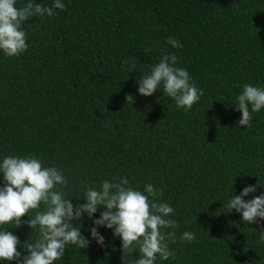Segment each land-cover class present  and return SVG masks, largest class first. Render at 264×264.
<instances>
[{"label":"trees","instance_id":"obj_1","mask_svg":"<svg viewBox=\"0 0 264 264\" xmlns=\"http://www.w3.org/2000/svg\"><path fill=\"white\" fill-rule=\"evenodd\" d=\"M31 2L50 7L54 0ZM61 3L54 16L21 24L28 47L19 56L0 51V161L35 157L56 167L67 184L55 190L74 206L103 181L126 177V187L142 193L152 184L163 193L156 202L174 210L165 218L178 225L175 242L168 240L174 257L157 254L155 264H264V220L248 223L227 209L246 186L256 190L244 201L264 194V108L243 127L234 105L244 84L264 88V0ZM169 37L182 47L173 48ZM173 54V67L186 69L203 90L188 111L162 85L151 96L137 91L139 80ZM103 211L71 221L88 246L66 245L54 264H135L138 248L122 251L114 229L97 226L102 245L91 237ZM28 219L0 225L18 237L21 256V245L39 238ZM186 231L196 239L181 241Z\"/></svg>","mask_w":264,"mask_h":264},{"label":"clouds","instance_id":"obj_2","mask_svg":"<svg viewBox=\"0 0 264 264\" xmlns=\"http://www.w3.org/2000/svg\"><path fill=\"white\" fill-rule=\"evenodd\" d=\"M16 2L0 0V51L8 57L19 56L28 47L26 33L21 30L23 22L36 16H54L56 9L65 8L61 0H54L50 7L30 0L17 8ZM166 42L173 48L182 47L172 37ZM176 62L175 54L163 56L151 68L150 74L139 80L137 91L141 96H151L162 85L163 92L175 101V106L188 111L203 95V90L189 82L190 76L186 69L173 67ZM129 98L132 100L131 96L126 99ZM234 105L241 113L238 124L250 126L252 113L264 108V88L244 84ZM0 174L4 182V186L0 187V225L15 221L19 227L25 223L21 217L27 214V226L39 234L35 242L25 241L21 245L27 253L21 256L17 250L20 244L18 237L7 230L0 231V260H22V264H54L64 255L66 245L87 247L89 241L81 235L80 227H74L71 221L82 220L84 213L91 218L100 207L105 211L100 213L90 228V235L98 244H103L104 237L98 233L97 226H104L114 229V237H120L122 251L132 253L138 248L140 258L135 264H155L157 254L162 260L174 257V252L169 250L168 240L175 242L174 230L178 225L165 218L174 210L166 203L156 202L163 193L152 184L145 185L142 193L126 187L129 183L126 177L119 182L103 181L98 189L87 187L84 203L74 206L61 191L55 190L57 186L67 184L63 173L54 166L42 167L41 161L35 157L8 156L0 161ZM255 190V186H246L240 195H232L227 203L228 212L235 209L242 221L248 223L256 222V218L264 220V194L249 201L242 199ZM41 204L44 205L43 211L38 210ZM30 210L37 211L30 216ZM162 228H171L173 231L164 234ZM180 239L191 242L196 236L186 231Z\"/></svg>","mask_w":264,"mask_h":264}]
</instances>
